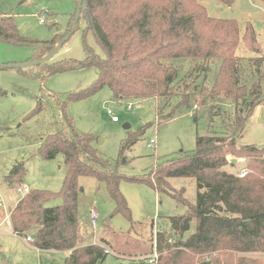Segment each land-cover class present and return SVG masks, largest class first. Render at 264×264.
Returning <instances> with one entry per match:
<instances>
[{"label":"trees","instance_id":"1","mask_svg":"<svg viewBox=\"0 0 264 264\" xmlns=\"http://www.w3.org/2000/svg\"><path fill=\"white\" fill-rule=\"evenodd\" d=\"M201 1L84 0L81 18L103 55L87 47L84 60L65 65L45 63L38 66L42 73L33 77L45 79L85 68H97L99 77L91 87L70 94L60 104L63 128L42 138L39 155L45 160L62 158L66 168L62 189L58 193L30 190L24 195L10 213L15 235L31 237L32 245L41 251L69 252L65 264H102L112 252L138 261L133 264H145L155 252L158 264H231L232 254L239 255L233 264H264L248 256L264 253V148L239 145L249 118L264 107V53L257 47V31L251 23L242 33L238 21L210 17ZM218 1L228 7L235 3ZM258 1L264 4V0ZM74 26L75 15L66 36ZM0 41L24 44L31 40L20 35L14 17L0 14ZM46 44L50 50L56 40ZM241 46L255 55L239 56ZM44 50L36 60L49 55ZM211 65L216 72L209 99L229 101L232 117L215 131V121H211L212 131L197 137L191 154L164 161L144 175L126 177L120 169L130 163L126 153L150 123L123 143L118 160L112 164L95 148L97 137L76 131L68 117L69 102L109 88L117 103L155 102L158 123L168 122L178 112L192 110V101L208 82ZM231 155L248 158L244 178L239 177L241 170L229 169L235 168L228 160ZM25 175L24 164L17 163L5 183L21 185ZM83 178L104 184L115 214L131 222L129 233L114 234L113 242L86 243L79 215ZM174 178L196 181L194 204L185 198L184 188L177 190L170 185ZM125 180L167 194L187 209L181 216L168 217L170 228L157 232L156 244L146 246L139 233L148 227L132 222L131 209L120 189ZM56 198L62 205L46 207Z\"/></svg>","mask_w":264,"mask_h":264},{"label":"rangeland","instance_id":"2","mask_svg":"<svg viewBox=\"0 0 264 264\" xmlns=\"http://www.w3.org/2000/svg\"><path fill=\"white\" fill-rule=\"evenodd\" d=\"M201 4L212 18L238 21L242 33L246 25L251 23L257 31V47L264 53L263 3L258 0H235L234 5L228 7L218 0H202ZM77 5V0H0V14L14 17L20 35L31 40L24 44L0 41V66L35 61L43 49L50 54L70 29L73 15L76 17ZM42 19L46 22L42 23ZM86 27V20L81 18L78 29L48 65L82 61L86 57L87 47L102 56L95 36ZM54 40L56 44L50 50L46 49V43ZM238 55L249 57L255 53L241 46ZM215 70L216 67L211 65L208 82L192 101V110L178 112L168 122L158 123L155 102L133 104L132 109H129L128 103L114 100L109 88L86 99L69 102L67 114L76 131L97 137L95 148L99 155L112 164L118 160L123 143L142 126L150 123L139 141L127 151L130 163L120 169V173L126 177L144 175L164 161L191 154L196 149L198 136L219 130L225 119L232 117L234 111L229 101L223 98L219 101L209 99ZM40 73L42 69L39 67L0 70V217L3 220L10 216L9 207H13L23 197L16 192L19 188L26 186L29 190L52 193L61 191L66 168L60 157L45 160L39 155L42 138L63 128L60 104L70 94L81 93L91 87L99 77L97 68L67 70L45 79L33 77ZM40 104L42 109L38 110ZM109 110L118 117V123L111 120ZM258 113L259 108L249 118L245 134L239 140L241 147L254 145L264 148V112L262 122L255 117ZM211 121H215L212 130ZM126 124L131 126L129 130L124 128ZM152 140L156 143L154 146L150 145ZM235 159L238 162L233 163ZM228 160L235 165V168H229L232 172L244 169L248 162L247 157L233 155ZM21 162L26 169L23 182L21 185L9 186L5 178L13 166ZM81 185L84 191L79 196V215L86 232V243L99 244L102 238L112 241L116 233H129L131 222L123 215L115 214V205L104 184L95 179L83 178ZM170 185L177 190L184 188L185 198L192 204L196 202L197 185L194 179L174 178L170 179ZM120 189L131 209L132 222L144 223L148 227L139 233L146 246H151L153 242L156 244L158 231L169 230L168 217L181 216L187 210L169 195L157 193L145 184L125 180ZM60 205V198L46 203V207ZM92 209H97L100 215L98 229L91 227L89 213ZM248 256L264 261V253H251ZM238 257V254H232L231 264ZM66 258V252L34 250L26 239L13 233L9 223L4 222L0 226V264H65ZM134 262L138 261L111 253L102 264Z\"/></svg>","mask_w":264,"mask_h":264},{"label":"water","instance_id":"3","mask_svg":"<svg viewBox=\"0 0 264 264\" xmlns=\"http://www.w3.org/2000/svg\"><path fill=\"white\" fill-rule=\"evenodd\" d=\"M83 2H84V0L78 1L74 28L63 40H61L59 42L58 47L55 48L49 55H47L46 57H44L42 59L31 61V62H28L25 64H12V65L0 66V70L34 68V67H38V66H41L45 63L50 62L54 58V56L59 52V50L62 48V46L65 44V42H67V40L72 36V34L78 29L79 21L81 19V15H82L81 11H82V7H83ZM263 112H264V107H260L259 108V115H258V119L260 122L263 121L262 120ZM124 128L126 130H129L131 128V126L129 124H126L124 126ZM237 161L238 160L235 159V160H233V163H236Z\"/></svg>","mask_w":264,"mask_h":264},{"label":"built area","instance_id":"4","mask_svg":"<svg viewBox=\"0 0 264 264\" xmlns=\"http://www.w3.org/2000/svg\"><path fill=\"white\" fill-rule=\"evenodd\" d=\"M42 23H45L46 21L44 19L41 20ZM133 104H129V109H132V106ZM108 115L111 117V120L114 122V123H118L119 122V119L118 117L114 116V113L109 110L108 111ZM156 143L155 141H151L150 142V145L151 146H154ZM247 174V171L245 169H242L239 173V177L240 178H244ZM30 190L27 188V187H21L17 190L18 193H21L23 196L26 195ZM2 205V202H0V206ZM89 217H90V223H91V227L94 228V229H98L99 228V221H100V215H99V212L97 209H92L89 213ZM8 223L10 225V227H12V224H11V221H10V216L8 217ZM26 241L27 242H33V239L31 237H28L26 238ZM169 242L170 243H174V240L173 239H169ZM158 261H159V254L157 252H155L152 256H150L149 258H147L145 260V264H158Z\"/></svg>","mask_w":264,"mask_h":264},{"label":"crops","instance_id":"5","mask_svg":"<svg viewBox=\"0 0 264 264\" xmlns=\"http://www.w3.org/2000/svg\"><path fill=\"white\" fill-rule=\"evenodd\" d=\"M258 115H259V113L257 114V115H255V117L256 118H258ZM238 162V161H237ZM26 187V186H25ZM28 188V187H27ZM29 189V188H28ZM17 192V191H16ZM18 193V192H17ZM19 201V200H18ZM18 201L14 204V206L13 207H15V205L18 203ZM13 207H9V210L11 211V209L13 208ZM8 217L9 216H7L4 220H3V218L2 217H0V226L4 223V222H6V223H8ZM14 233V232H13ZM21 238V237H20ZM22 239H24V238H22ZM103 239V238H102ZM101 239V240H102ZM102 242V241H101ZM29 245H30V247L32 248V249H34V250H37V251H41V250H38L37 248H35L33 245H32V243L31 242H27ZM112 252V251H111ZM67 253V256L69 255V252H66ZM113 253V252H112Z\"/></svg>","mask_w":264,"mask_h":264}]
</instances>
